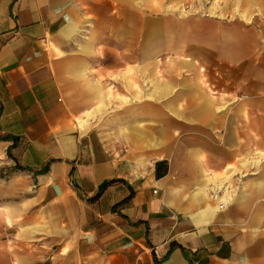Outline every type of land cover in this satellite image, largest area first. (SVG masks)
I'll return each mask as SVG.
<instances>
[{"label":"crops","instance_id":"crops-1","mask_svg":"<svg viewBox=\"0 0 264 264\" xmlns=\"http://www.w3.org/2000/svg\"><path fill=\"white\" fill-rule=\"evenodd\" d=\"M206 2L160 78L164 0H0V264H264V0Z\"/></svg>","mask_w":264,"mask_h":264},{"label":"rangeland","instance_id":"rangeland-1","mask_svg":"<svg viewBox=\"0 0 264 264\" xmlns=\"http://www.w3.org/2000/svg\"><path fill=\"white\" fill-rule=\"evenodd\" d=\"M164 3H168V10L171 12H174L175 21H174V33L172 35H160L158 37V46H159V53H158V59L160 61V67H159V77L166 76V72L164 67L161 64V61H168V60H178L184 56L183 52H177L176 50L173 51V49H181L183 47L184 43V37H183V19L184 17L188 16L189 13H199L202 11L203 13L206 12V0H164ZM201 8V9H200ZM207 13L213 14L214 12L212 10L207 11ZM106 43H118L117 37H105ZM151 37L150 36H143L140 39V42L146 46L151 44ZM154 40V38H153ZM145 58V57H144ZM145 70V69H144ZM148 72V69L146 70ZM176 75L181 74V71L179 68L176 69ZM149 80V77H148ZM229 183L230 181H226ZM236 186H240L243 184V179L241 175H239V179L236 181ZM217 194V193H216ZM226 195V194H225ZM224 195V196H225Z\"/></svg>","mask_w":264,"mask_h":264},{"label":"trees","instance_id":"trees-1","mask_svg":"<svg viewBox=\"0 0 264 264\" xmlns=\"http://www.w3.org/2000/svg\"><path fill=\"white\" fill-rule=\"evenodd\" d=\"M0 138H2V139H6V138H8V137H7V136H2V137L0 136ZM8 155H9V151H8ZM54 160H55V159H50L49 162L54 161ZM49 162H48V163H49ZM47 169H48V164H47L43 169H41L40 171H41V172H46ZM120 180H121V179H111V180L105 181V182L102 183V185L99 187V189H98V191L95 193V195H93L92 197H89V198L86 199L87 202H88V203H92V202H94L95 200L98 199V197H100V195L102 194V192L104 191V189H105L108 185H110V184L113 183V182L120 181ZM132 193H133V192L131 191L130 194H129L126 198H124L121 202L117 203V204L114 205L113 207L118 206V205L122 204L123 202L127 201L128 198L132 195Z\"/></svg>","mask_w":264,"mask_h":264}]
</instances>
